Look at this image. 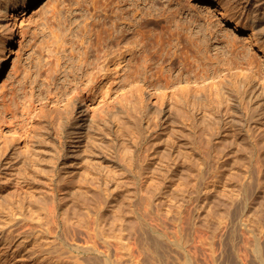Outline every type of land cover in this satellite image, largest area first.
I'll list each match as a JSON object with an SVG mask.
<instances>
[{
    "label": "rangeland",
    "instance_id": "rangeland-1",
    "mask_svg": "<svg viewBox=\"0 0 264 264\" xmlns=\"http://www.w3.org/2000/svg\"><path fill=\"white\" fill-rule=\"evenodd\" d=\"M32 1V5L26 2L15 8L18 10L17 21L12 15L6 19L0 18V26H9L6 33L12 37L11 41L4 42L0 39V86L4 84L13 64L16 62L19 65L17 75L10 80L5 90L7 95L4 92L0 97V117L7 122L13 116H29L27 109L31 104L32 107L37 106L38 111L41 106H46L48 113L45 114V123L50 122L49 126L53 127H44V121L36 119L21 130L3 129L0 133V264H239V252L243 245L249 244L246 243L250 233L249 219L253 220V224L258 223L253 225L254 229L257 227L256 230H260L258 232L264 231V225H259L262 222L254 220L257 221L258 217V220L264 222V217L258 216L260 213L262 216L264 214V119L263 123L252 119V113L264 117V34L259 33V29L262 31L264 28L256 26V21L264 18V9L255 12L258 1L193 0L194 4L183 9V5L178 1L188 3V0H159L167 6L172 3L175 11L183 12L186 24L201 32L209 48L203 47V51L207 53V60L203 63L209 65L206 67L209 71L198 67L199 63L194 61L187 77L189 66H180L184 67V71L179 72V64L174 61L172 71H167L162 77L153 76L151 73L145 75L153 95L147 96L142 89L134 93L138 101L141 102L143 98L145 106L141 102V108L132 113L129 100H124L119 108L109 105L113 112L119 109L126 115L133 116L129 118L136 121L138 126L122 119L109 122L103 118V114L102 117H97L96 114L100 113L102 107L99 104L102 99L101 84H112L119 88L121 83L129 79L133 82L142 79V64L134 59L135 56L142 55L141 51L127 48L130 45H123L126 48L120 47L119 52H131L130 56L122 59L125 61H122L121 65L109 59L99 60L97 52L105 53L104 50L110 42L109 31L129 29L127 35L132 37L138 32L142 17L147 22L157 19L154 15L146 14L151 11L149 6L152 0H63L55 11L47 9L45 17L42 16V6L48 0ZM2 6L0 4V7ZM58 11L61 14V22H56L55 13ZM145 24H142L144 29ZM235 26L240 31H236ZM83 28L87 37L79 40L75 35L80 36ZM2 32L5 31L0 27V35ZM57 33L63 37H55ZM55 39H59V42L54 43ZM114 42L117 44L118 41ZM72 43L80 49V56L81 53L90 51L92 56H89L87 62L80 61L79 52L71 51ZM59 45L62 73H67L68 66L69 71L71 70L72 54L76 59V68L85 67L88 68L86 72L91 71L93 84L91 83L90 88L94 87L95 94L88 98L89 82L86 74H82L78 86L81 90L80 101L83 103L87 99L85 102L90 106V110L86 112L89 113L86 121L96 117L98 123L102 122L97 129L105 132L102 133L105 136L98 140V144H94L93 139L89 138L94 128L90 133L85 132L89 146L75 159L72 158L71 151L74 148L70 136L67 132L58 131L54 126L60 117L68 116L66 113L53 111L54 107L58 108L57 102L61 97L46 95L44 92L43 99H46V103H39L41 97L37 84L30 86L31 79L37 78L34 74L38 63L43 66L42 77L48 76L49 63L56 62V59L49 57L47 49L57 50ZM229 52L245 69L241 70L239 76L226 79L225 85L229 92L226 91L223 101H201L200 104L204 105L196 108L199 111L207 110L205 112L214 115L224 109L238 116L237 123L229 124L223 120L222 123L216 122L213 129L223 124L222 134L227 135L224 147L231 154L233 153L230 149L234 148L233 144L231 147L234 139L231 135L232 128L237 129L239 138L236 148L241 151V162H238V167H241L237 175L232 170L234 176H238L236 179L232 175L235 180L232 177L231 180L230 170L218 176L215 173L218 183L222 182L221 185L215 184V188L210 190L205 189V184L212 179L214 181L210 183H217L212 175L206 178L204 175H198L197 170H188L187 179L182 177L186 164L205 166L202 156L206 148L192 132L197 117L203 114L197 117L193 115L190 96L200 91L197 88L203 78L199 73L205 71L210 73L208 77L213 76L216 67L220 65L217 57ZM116 53L117 51L112 55ZM39 57H42V60ZM3 61L6 62L5 66H2ZM164 67L171 68L169 59L164 63ZM30 68H33L32 78L28 76L31 74ZM200 69L205 70L201 72ZM130 73L132 75H129ZM74 84L76 86L77 81ZM252 85L256 86L255 90H251ZM171 86L177 88L172 103L156 95L157 90L166 93L171 90ZM232 90L235 93L230 95ZM69 92L68 87H64L62 94L65 97ZM206 95L211 97L209 92ZM179 107L183 108L182 112ZM217 135L214 142L220 141ZM117 138L121 142L129 143L131 149L123 151L112 147ZM252 142L258 143L260 155L257 160L250 162L245 153L247 148L251 151ZM249 162L251 165L255 163L254 167L256 165L255 178L253 173L248 172ZM177 163L180 166V174L172 173ZM150 165L151 168L148 167ZM161 171H165L168 178L164 176V182H170V179L173 181L172 178H175L174 182L181 181L180 188L187 182H190L191 186H183L184 189L187 188L186 191L183 187L177 191L169 188L156 190ZM222 175L224 178L220 177ZM106 181L109 183L106 184ZM179 182H176L177 185ZM154 184L155 186H151ZM223 186L229 190L225 191ZM227 186L231 189L226 188ZM248 187L249 192L246 191ZM216 188L221 189V192ZM204 191L213 192L207 195ZM46 195L56 198L58 206L52 209L49 205L35 204L38 202L36 199ZM163 195L167 197L163 198ZM206 196L212 201H208ZM227 198L230 201L228 199L227 203H224ZM205 199L210 204H206ZM214 199L216 203L222 200L225 207H219V210H223L215 208L223 205L221 202L214 207ZM206 205L207 208L213 206L217 210L215 213L216 210L211 207L215 216ZM238 209L243 213H238ZM223 211L227 214L224 215L226 217H219L218 212L221 214ZM207 213H210V216L207 217ZM52 214L56 215L57 219L52 218ZM211 216L214 220L210 219ZM221 218L223 220H219ZM72 229L76 231L73 232ZM242 234L247 238L242 237ZM263 236L264 233L261 235L264 248ZM89 247L95 251H91ZM97 250L101 252L100 256ZM245 252H248V256L253 255L250 250ZM107 258L108 261H104ZM249 258L254 260L255 264H261L258 260L256 262L254 255ZM251 259L247 261L250 262Z\"/></svg>",
    "mask_w": 264,
    "mask_h": 264
},
{
    "label": "bare ground",
    "instance_id": "bare-ground-1",
    "mask_svg": "<svg viewBox=\"0 0 264 264\" xmlns=\"http://www.w3.org/2000/svg\"><path fill=\"white\" fill-rule=\"evenodd\" d=\"M66 1L67 0H64V2H66ZM200 1L206 2L207 0H200ZM257 1H258V3L256 5L255 12H258L261 9H264V0H257ZM0 2H1L0 4L3 5L2 7H0V18L6 19L10 15H12L13 19H15L16 21H17V13L16 12L18 10L15 8L17 6L23 4V3H26V2L29 5H32V3H33L32 0H0ZM59 2L63 3V0H48L47 2H45L44 5L42 6L43 7L42 8V10H43L42 16L45 17L46 12L48 11L47 9H53L54 11L56 9H58L59 8ZM178 3L183 5V9H185L189 5L194 4L193 0H188V3H183V1H178ZM149 9H151V11L146 13L147 16L154 15L157 19H150L147 22L146 19H144L142 17V22L141 23L139 22L140 24L138 27V32H135V34H133L132 37H129L130 34L127 35V33H128L127 31H129V29H122L119 31L114 29L113 31H109L108 41H110V42L106 47L107 49L104 50L105 53L102 54V52H97L98 53L97 56L99 55V57H98L99 60L102 59V61H106L109 59L112 62L113 61L117 62L119 65L122 64L121 63L122 61H125V60H122L123 58H126L127 56L131 55V52H129V54H127V51L126 52L125 51L119 52V51H121L120 47H122L123 45H126V46L130 45L127 48L137 49L138 51H141V54H142L140 57L135 56V58H134L136 60V62H138L139 64H142V79H138V82H133L129 79L128 81L121 83L119 85V88H116V86L115 85L113 86L112 84H109V85H107L106 83H104L103 85L101 84L102 99L99 102V104L102 105V107H100V109H101L100 113H97L96 115H98L97 117H100V116L102 117L104 115L103 118H106L109 122H110V120L116 121L117 119H120V120L122 119L123 121H126L127 123L131 122V123H134L135 126H138V123L136 121L129 118V117H133V116H128L125 113H123V111H119V109L117 112H113L111 110V108L109 107V105H112L114 107L119 108L120 104L124 100H126V101L129 100V102H131V105H132V110H131L132 113L137 112L136 110L141 108V106H142L141 102L144 103V106H145L146 103L143 101V98L140 102L137 100V97L134 94L136 91H139L142 89V92L145 93L147 96L153 95L152 87L149 84L148 80L146 79L145 75H147V74L149 75L151 73V75H153V76L156 75V76L162 77L164 74H167V71H169V70L172 71V69L174 68V66H173L174 61H176L179 64V67L182 65H185L186 67L189 66V68L187 69V77H189L188 73L191 71V69H192L191 64L194 61L196 63H199L198 67L201 66V67H204L206 69V67L209 66V65L206 66V63H203L207 60V53L203 51V47L208 48V44H207L205 38L202 36L201 32L198 31V29L191 27V26L186 24V20H185V16H183V12L175 11L174 7L172 6V3H170L169 6H167L166 4H163L162 1H159V0H152V2H150ZM2 13H3V15H2ZM60 15L61 14L59 13V11L57 14L55 13V17L57 18L56 22H61V18L59 17ZM118 19H120V18H118ZM120 20H118V21H120ZM226 22H229V20H226ZM143 23H146L144 25L146 27V29L142 28ZM256 26L258 28H260V27L264 28V18H260L259 20H257ZM0 27L3 31H5V32H2L3 34L0 35V39L4 42L5 41H11L12 37L8 36V34L6 33V31H8V29H9V26L5 25V27H3V26H0ZM85 27H87V25H85ZM234 28L236 31H240V30H238L237 26H235ZM81 31L82 32H80V36L75 35L77 38H79V40H81L83 37H87V35H85L86 33L83 32L84 28ZM259 33L264 34V30L261 31V28H260ZM55 37H63V36L61 34L59 35L57 33L55 35ZM122 37H123V39H121ZM114 40L118 41L117 44L114 42ZM53 42L58 43L59 39H55ZM71 46H72L71 51L75 52V53L79 52V56H80V51H79L80 49L78 48V46L73 44V43ZM116 47L118 49H116ZM123 48H126V47L123 46ZM47 50H48L49 57L55 58L56 62H54V63L50 62L49 63L48 70H47L48 76H46V77H42L43 66L41 63H38V66L36 65L37 67L35 66L37 68V71H36V74H34V75L37 78L33 77V74H32L33 68H30L29 72L31 74H28V76L31 78L33 77L30 81V86H33L35 83L37 84L36 87L38 86V89H39L38 91H40L39 94L41 97V100L39 103H44V101L46 103V99H43L44 92H46V95L47 94H50V95L54 94L56 97H59V98L61 97L60 100L57 102L59 104L58 108L55 109V107H54L53 111L56 113H60V112L66 113L68 116L67 117L65 116L66 118L60 117L59 121L54 123V126H55V129H57L58 131L67 132V134L70 136V141H73L72 147L74 148L73 151H71L72 152V158L75 159V158H78L79 156H81L82 153H84L86 151L87 147L89 146V142H86L87 141L86 140L87 135L85 132L90 133L94 128V132L92 133V136L89 137V138L93 139L94 144H98V140H100V138L105 136V135H102V133H105V132H102V131H100V129H97V127H99L102 122L98 123L99 121H98V119H95L96 117L93 116L90 120H88V117H87L88 121H86V116H88V114H89V113L87 114L86 112L90 110L89 104L87 102H85V101H87V99L83 103L80 101L81 90H80V88H78L79 79L81 78L80 76H82V74H83V76L86 74V77L88 78L87 79V81L89 82V83H87V88H89L87 90V91H89L88 98H91L93 96V94H95L94 90H93L94 87L90 88L93 76H92V74H90L91 71L86 72V70L88 68L86 69L85 67H83V68H81V67L76 68L75 67L74 63H76V61H75L76 59H74V54L70 55V60L72 62L71 63V70L69 71V66H68L67 67V69H68L67 73L66 74H65V72L62 73V68H61L62 66H60L61 63L59 62L60 45H59V49H57V50L51 49V48H49ZM115 51H117L116 54H119V56H116V54L112 55V54H114ZM210 51H212V50H210ZM108 55H112V56H108ZM89 56H92V54L90 55V51H86V52L81 53L80 61L84 60L83 62H87L89 59ZM1 57L2 56L0 53V62H1ZM39 59L42 60V57H39ZM167 59H169V63H170L171 68H165L164 67V63L166 62ZM217 59L220 60V65L218 67H216L215 74L213 76L208 77L210 75V73L205 72L209 68L206 70L203 69L205 71L200 69L201 72L203 71L202 74L199 73V75H201V77L203 78V80L198 84L200 86H198V88H197L200 91L193 93L190 96V98L192 99L193 108L191 109V111H192L193 115H195V117H197L199 114H201V113L203 114V116L197 117L196 124H194L195 126L193 127L194 129L192 130V132L197 136L198 139H200L201 142L204 143V146L206 148V151H205V153H203L204 155L202 156V160L204 161L205 166L204 165L199 166V165H194V164H192V165L188 164L187 165L184 162V164H186V166H185L186 169L183 170V173H185L182 176L183 178L188 177V176H186V171H188V170H197L199 172L198 175L201 174V176L204 175L205 177L206 176L208 177V175L214 176L215 173L218 176V174H220V173L221 174L227 173L228 170L235 171L234 173H236V175H237V173L239 172L238 170L240 169L239 167H241V166L238 167V165L241 162L240 156H239L241 151H238L236 148L237 141H238L237 139L239 138L237 129L232 128V134H231L232 137L234 138L232 143H231V147L234 145V148L230 149L233 154H231L229 151L225 150L224 143L227 142V140H226L227 135L222 134V127L221 126H223V124L216 127L217 131H215L216 129H213V125H215L216 122L222 123L223 120L228 121L229 124H231V122L234 124L237 123L239 121L238 116L235 115L234 113H229V112L225 111L224 109H220L219 112L214 115L212 113L210 114V113L205 112L207 110L199 111V109L196 108L197 106H203L204 105V104H200L201 101L206 102V103L223 101L226 97V91L229 92V89H227V86L225 85L226 84L225 82L227 81L226 79L229 78L230 76L231 77L239 76L241 73V70L245 69V68H242V66L240 65L238 60L234 57V55L231 52H229L228 54H225L221 57H217ZM68 63L70 64V61H68ZM88 64H90V62H88ZM5 65H6V62L3 61L2 66H5ZM101 69H103V68L101 67ZM179 69H180L179 72L184 71V67H180ZM18 71H19V65H18V63L15 62L13 64V66L11 67V70H10V73L8 74V76L6 75L4 84H2V86H0V97L4 94L5 90L8 88V84L10 83V80L17 75ZM101 71H103V70H101ZM100 73H104V72H100ZM5 74H7V72ZM129 75H132V73H130ZM102 79H103V77H102ZM75 81H77L76 86L74 84ZM64 87H66V88L68 87V89L70 91L67 95H65V97L62 94ZM175 87L176 86H171V88H170L171 90H168L166 93L161 92V90H157L158 93H156V95L161 96L163 98V100H167L168 102L171 101V103H172L173 97L175 96V92L177 91V88H175ZM255 87H256L255 85H252L251 90H255ZM201 90H203V91H201ZM208 92L211 94V97H209V98L206 95V93H208ZM234 93H235V91L232 90L230 95H233ZM5 95H7L6 92H5ZM128 97H131V98L129 99ZM104 100H105V102H104ZM106 100H107V103H106ZM78 102L80 105H78ZM57 103H56V105H57ZM177 110H178V108H176V111ZM179 110L182 112L183 108L179 107ZM98 111H99V109H98ZM254 112H256V111H254ZM27 113H29V116H13L7 122H5V120L2 117H0V133L3 132V129L16 130V131L21 130V129H23V127L25 125L30 124L31 122L35 121L36 119L40 120L41 122L44 121V123H45L46 122L45 114L48 113V108L46 106H41L40 110L38 111V107L35 105H34V107H32V104H31V107L29 109H27ZM101 114H103V115H101ZM252 115H253L252 119L254 121H257L258 123H263L264 117L259 116L256 113L255 114L252 113ZM50 124H51L50 122H47L44 124V127H48L50 129L51 127H53V126H49ZM126 129H128V127ZM216 135H217L218 139L220 140L219 142H214ZM249 135H250V133H249ZM114 141L116 143H114V145H111V146L114 147L115 149L120 148L123 151H129V149H131L129 147V143H127V142L125 143V141L121 142L119 138H117V140H114ZM251 146L254 150L251 148V151H250V149L247 148L246 153H245L247 155L246 158L249 161L250 160L255 161V160H257V156L260 155V153L258 154V152H259L258 150L260 147H259L258 143H255V142H252ZM226 157H227V159H224ZM221 161H223L222 164H221ZM217 162L220 165L219 164L216 165L215 163H217ZM230 162L233 163V164L231 163L232 166L229 165ZM238 162H239V164H238ZM250 162H249L248 172L253 173V176H254V173L256 172V168H255L256 165L254 167L253 165L255 163L253 162L254 164L251 165ZM228 165L230 166V168H228ZM176 166L177 167L175 169H173L172 173L180 174L181 171L179 170L180 166L178 165V163ZM148 167L151 168V165ZM233 171H232V174L230 173V175H231L230 178L231 177L233 178V176H234ZM155 173H157V172H155ZM155 176H156V174H155ZM164 176L166 177L165 171L164 172L161 171V173H159V176H158L160 179V182L158 183V185H156L157 187L155 186V184H156L158 179L155 181V184L151 185V186H155L156 190H158V188L161 190H166V188H169L170 190L172 189L173 191L179 190V188H180L179 185H180L181 181L180 182L176 181V182H179L178 185L176 182H174L175 178H172L173 181H171V179H170V182H167V180H165L166 182H164V180H163ZM175 176H176V174H175ZM217 176L216 175L214 176L215 179ZM158 177L156 176V178H158ZM220 177L224 178V175H222ZM234 177L236 178V176H234ZM179 178H180V176H179ZM211 178H213V177H211ZM232 178H231V180H232ZM237 178H238V176H237ZM254 178H255V176H254ZM184 179H182V181ZM227 179H228V177H227ZM212 180L214 181V179H212ZM217 180H218V178L216 179V181ZM209 181H210V179H209ZM225 181H227V180L225 179ZM108 183H109V181H106V184H108ZM183 183H185V182H183ZM209 183L205 184V189L212 190L215 188V187H213V186H215V184H220V183H218V181H217V183H210V184ZM252 183L253 182H250V184H252ZM142 184H143V182H142ZM225 184H226V182H225ZM225 184H223V185L225 186ZM183 186L188 187L191 185H190V182L189 183L187 182L186 184L182 185L181 188ZM224 186L222 187L223 189H224ZM229 186H227L226 188H230ZM252 186L250 189H252ZM175 187H178V188L175 189ZM219 187H221V186H219ZM194 188H195V186H193V189ZM185 189H187V188H185ZM185 189L183 187V190H185ZM223 189H222V192L224 193ZM246 189H247L246 191L249 192V190H248L249 187ZM196 190H198V189H196ZM216 190H217V188H216ZM220 190H217V191H220ZM224 190L227 191L229 189H227V190L224 189ZM187 191H189V190H187ZM164 192L166 193V191H164ZM209 192H211V191H209ZM209 192H207V193H209ZM211 193H209V194H211ZM220 194L222 195V193H220ZM167 195H165V196L167 197ZM213 195H215V194H213ZM165 196L163 195V198ZM207 197H209V196H206V198ZM212 197H214V196H212ZM219 197L221 198L220 195H219ZM248 197H249V195H248ZM220 198H218V199H220ZM242 198H244V196ZM228 199L229 198H227L226 201L224 200L225 201L224 203H227ZM207 200L212 201V199L209 200L208 198H207ZM207 200L205 199V201H207ZM215 200L216 199H214L212 203H214V202L216 203ZM36 201H38V202H35V204L49 205V207H51L52 209H53V207L55 208L58 206L57 199L51 198L50 195H46L44 197L42 196V197L36 199ZM208 201H207V203L206 202L205 203L210 204V203H208ZM229 201H230V199H229ZM220 202L216 203V205H214V207L217 206V204H219ZM231 202H233V199L231 200ZM243 202H244V200H243ZM212 203H211V205H212ZM224 203H222L223 205L215 207V208L216 209L218 208V210H219V207H222V208H223V206L225 207ZM211 207H213V206H210V207L208 206V208H207V205H206V208L210 209V213L212 215H214L213 213L216 209L213 207L214 211H212ZM230 208H232L231 205H230ZM234 208H236V207H234ZM224 209H227V208H224ZM220 210H223V209H220ZM227 210H229V207ZM236 211H239V209ZM241 212L242 211H239L238 213H241ZM210 213H207L206 216L208 217V215ZM215 213H217V210L215 211ZM223 213L221 212V214H220V212H218V214H219L218 216L219 217H220V215L224 216L226 213L228 214L229 212L227 211L225 213V211H223ZM263 213H264V211H263ZM258 216L263 218L264 214L262 216L260 213V215L258 214ZM51 217L54 219H57L56 215L52 214ZM224 217H226V216H224ZM253 217L255 218L254 215H253ZM209 218H207V219H209ZM223 218H221L219 220H223ZM210 219L214 220V219H212V216ZM258 219H259L258 217H257V221H256V219H254L255 222L259 221V222L264 223L263 221L258 220ZM67 220H68V218H67ZM249 220L250 221H248V222H250V224H251V222L253 220H251V219H249ZM262 223L261 224L259 223V225L263 226L264 224H262ZM250 224L248 223V225H249L248 228H249V232H250V233L248 232L249 233L248 238L246 237L245 234H244V236H243V234L241 235L242 237L247 238L246 239L247 242H246V240L244 241L245 238L243 239V241L246 243H249L248 244L249 246L247 245L248 246L247 247L245 245L246 246L245 249H243L245 246L244 245L242 246L243 248H241V252H242V250H243V252L242 253L239 252L241 255V261L239 260L241 263L239 262V264H248L249 261H247V260H250L252 257L251 258H249V257L253 256V255L255 256L256 262L259 261L261 264H264V248H263V245L261 243V241H262L261 235H262V233H264V231L261 233V232H258L260 230H258V231L256 230L257 227L255 229L253 228V225L256 226L258 223L253 224V222H252L251 227H250ZM70 226H72V225H70ZM220 228H221V226H220ZM260 229H261V231L263 230L262 228H260ZM73 230L74 229H72V231ZM245 230H246V228H245ZM245 230H243V233ZM74 231H76V230H74ZM246 231H248V230H246ZM243 241H242V244L244 243ZM68 244H69V242H68ZM90 248H92V247H89V249ZM86 249L88 250V248H85V250ZM246 249L248 251L250 250V252L253 255L248 256L247 255L248 252L247 253L245 252V251H247ZM93 250H91V251H93ZM98 252H100V251H98ZM99 254L101 255V252L98 253V255ZM101 258H103V257H101ZM99 261H100V259H99ZM101 261H103V260L101 259ZM104 261H108V258L104 259ZM249 263L255 264L254 260L250 261Z\"/></svg>",
    "mask_w": 264,
    "mask_h": 264
}]
</instances>
